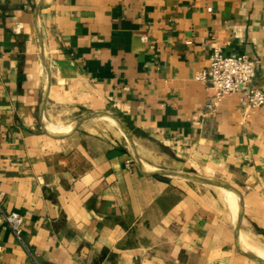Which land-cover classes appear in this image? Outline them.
Masks as SVG:
<instances>
[{
    "label": "crops",
    "instance_id": "crops-1",
    "mask_svg": "<svg viewBox=\"0 0 264 264\" xmlns=\"http://www.w3.org/2000/svg\"><path fill=\"white\" fill-rule=\"evenodd\" d=\"M216 47L264 90V0H0V264H264V105L206 109Z\"/></svg>",
    "mask_w": 264,
    "mask_h": 264
},
{
    "label": "built area",
    "instance_id": "built-area-1",
    "mask_svg": "<svg viewBox=\"0 0 264 264\" xmlns=\"http://www.w3.org/2000/svg\"><path fill=\"white\" fill-rule=\"evenodd\" d=\"M256 60L247 53L228 55L220 47L210 54L209 65L201 70L196 78L207 82L214 95L206 104L209 111L215 110L224 97L239 93L245 113L252 112L264 105V90L253 85ZM0 216L10 227L14 235L23 243V216L18 211H7L3 205V193L0 191ZM48 264V263H46Z\"/></svg>",
    "mask_w": 264,
    "mask_h": 264
}]
</instances>
